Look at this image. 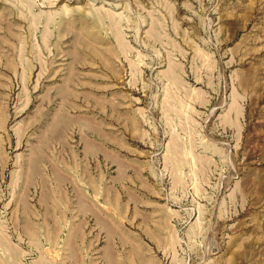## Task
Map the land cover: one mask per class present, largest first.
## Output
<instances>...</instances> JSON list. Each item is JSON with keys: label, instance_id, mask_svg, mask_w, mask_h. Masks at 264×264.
Returning a JSON list of instances; mask_svg holds the SVG:
<instances>
[{"label": "rangeland", "instance_id": "1", "mask_svg": "<svg viewBox=\"0 0 264 264\" xmlns=\"http://www.w3.org/2000/svg\"><path fill=\"white\" fill-rule=\"evenodd\" d=\"M88 110L157 151L140 189L170 239L141 231L122 264H264V0H0V264H76L9 179L42 128L80 147Z\"/></svg>", "mask_w": 264, "mask_h": 264}, {"label": "crops", "instance_id": "2", "mask_svg": "<svg viewBox=\"0 0 264 264\" xmlns=\"http://www.w3.org/2000/svg\"><path fill=\"white\" fill-rule=\"evenodd\" d=\"M48 96L43 94V98ZM85 119L87 132L80 133V147L74 143L58 145L55 126L42 128L34 143H24L23 148L21 142L15 145L20 149L14 153L17 177L12 172L9 179L11 197L23 200L26 209L20 214H25L36 238L43 232L53 245L62 241L67 251L62 258L69 262L122 264L123 258L145 260L146 256L138 253L124 255L123 247L144 246L141 231L151 240L170 239L169 220L156 226L149 219L158 211L154 207L157 202L140 189L155 186L148 182L145 165L157 151L141 158L135 152L138 148L125 142L116 128H108L101 114L88 110ZM30 199L36 200L34 210ZM144 204L152 207L142 209ZM130 210L147 216L144 228L124 224Z\"/></svg>", "mask_w": 264, "mask_h": 264}]
</instances>
